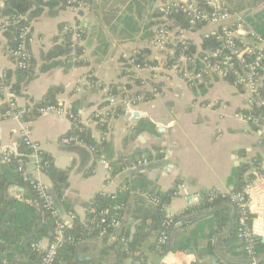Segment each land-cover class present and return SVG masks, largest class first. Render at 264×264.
I'll use <instances>...</instances> for the list:
<instances>
[{
  "label": "crops",
  "instance_id": "obj_1",
  "mask_svg": "<svg viewBox=\"0 0 264 264\" xmlns=\"http://www.w3.org/2000/svg\"><path fill=\"white\" fill-rule=\"evenodd\" d=\"M88 2V6L81 9L62 2L53 8L38 7L39 13L30 19L33 62L29 73L20 78L18 92L13 89L18 81L15 60L6 51L9 40L7 35L0 33V71L13 73L7 88L0 89V108L11 103L18 107L42 104L50 89L58 88L54 100L87 124L92 137L100 144V152H93L81 144L60 143L74 126L68 113L33 114L25 122L0 121V159L5 153L16 155L21 151L24 129L29 126L33 139L53 158L54 164L70 170L65 196L81 221L87 216L85 204L100 193L118 192L127 178H133L134 169L113 173L120 157L147 160L138 168L144 172L148 187L159 192L174 191L165 208L167 217L170 215L168 218L180 217L171 232L173 240L178 233L199 224L208 235L217 219L216 208L222 209L228 219L223 230L211 238V254L203 251L208 243L205 237L190 251L158 252L151 246L157 236L154 231L144 244L143 260L148 264H225L224 261L249 264L240 240L229 241L237 215L234 205L221 202L216 208L196 210L188 206L184 191L179 190V185L185 184L190 191L226 193L235 189L238 179L233 178V172L241 165H249L245 180L254 171L263 169L264 119L259 123L243 117L249 109L248 88L220 76H209L197 84H190L173 66V61L165 65L166 54L151 48L155 0H145L146 7L140 16L135 11L129 12L128 2L115 7L112 6L114 0ZM127 15L131 16L128 20L131 26L124 20ZM134 24L139 30L132 28ZM66 27L73 32V41L78 38L82 48L80 60L84 65H75L64 56L57 60L46 55L64 39ZM187 36L197 46L202 43L199 34ZM145 48L159 64L157 68L135 71L127 67L124 53ZM113 85L130 86L127 105L122 103L120 95H115L114 107L119 104L124 107L117 115L115 109L113 113L108 112ZM146 91L153 97L145 100ZM24 149L28 150L26 146ZM33 159L29 156L28 169L35 178L51 187L49 176L35 170ZM14 194L21 196L18 189ZM144 199L149 203L143 193L133 191L128 200L130 211L142 207ZM253 210L255 235L264 242V193L258 189L254 192ZM129 216L126 214L125 222ZM63 218L72 221L66 212ZM137 225V221L130 222L132 232ZM117 235L114 231L85 240L79 245L84 244L83 249L77 248L76 258L86 261L79 257H91L87 259L91 260L100 257L106 249L104 262L113 261L115 253L111 249ZM50 241L48 237L41 240L40 248L45 249ZM260 256L262 259L264 252ZM124 264L141 262L126 258Z\"/></svg>",
  "mask_w": 264,
  "mask_h": 264
},
{
  "label": "trees",
  "instance_id": "obj_2",
  "mask_svg": "<svg viewBox=\"0 0 264 264\" xmlns=\"http://www.w3.org/2000/svg\"><path fill=\"white\" fill-rule=\"evenodd\" d=\"M89 0H87L88 2ZM229 3L230 10L232 12H241L247 23V26L264 38V8L252 15L249 11H244L246 8L247 0H239L240 3H237L234 0H227ZM68 4V0H7L5 2L4 14L10 16H19L27 15L29 19L36 16L39 13L38 7H55L60 3ZM128 2L129 12L132 13L135 11L139 16L142 14L144 8L146 7L145 0H114L112 6L115 7L119 4H126ZM89 4V2H88ZM116 9V8H115ZM112 11V9H111ZM129 13V14H130ZM152 17H159L157 8L153 9ZM171 17L176 19V21L183 26L184 28H190L189 20L187 16L182 13H172ZM125 22L127 25H132L131 22L128 23V20H131V16L127 15L125 17ZM23 19H18V22L11 26L9 29L4 31L3 34L7 35L9 43L8 46L13 47L16 43L17 38V27L23 25ZM156 21H153L155 25ZM134 30H139L138 27L134 24ZM72 31H66L64 34V39L56 43V45L48 51L46 54L49 59L59 58L64 56L66 59H71L73 57L72 52L76 50L77 55L82 54V48L78 45L74 46V41L72 39ZM154 34V32H153ZM220 43L213 38H204L201 44V47L204 49L215 48L219 46ZM197 51V46L192 41L187 45L179 43L175 47V57L177 58L183 52L190 54ZM150 54L149 49H139L138 50V60L143 62L148 61L150 65H157L156 61L150 60L146 55ZM14 59V57H12ZM174 61L173 58L167 59L165 65L171 64ZM33 59L31 61L32 65ZM56 64L60 62L56 61ZM75 65H84L85 62L82 60L74 61ZM71 65V64H67ZM200 65V64H199ZM31 67V66H30ZM30 67L28 69L16 68L15 74L18 81L13 85V89L18 92L20 88V78H23L27 73H29ZM9 76L12 78L13 73L9 72ZM233 81L231 78L229 79ZM139 84L140 81L136 80ZM130 89L129 85L126 86H111L112 95H120L122 98H125L128 90ZM58 88H51L47 95V100H45L41 105L46 104H56L54 100V95L58 91ZM141 94V93H140ZM153 97L151 92L146 91L144 93V99H150ZM6 107H3L5 109ZM115 115L124 110L122 104L114 107ZM250 113H255L259 115L260 113L264 114V107L255 108ZM32 114L26 115L25 118H30ZM110 117L109 115L107 118ZM80 127H83L80 129ZM68 135H79L80 138L84 139L85 143L88 146L95 147L97 152H100V144L92 137L88 127L82 126L78 121H74V126L72 130L67 133ZM24 144L21 145L22 155L26 156L28 150L24 149ZM43 160L47 162V167L45 173L49 176L51 180V187H49V192L53 197V205L57 208L63 209L65 212H74L72 205L65 196L66 190L69 186V169H61L54 164L53 158L46 152H43ZM142 159L120 157L118 159L119 166L114 167L113 173L117 174L118 172L124 170L133 163H137ZM257 165V164H255ZM248 164H243L241 167L237 168L233 172V178L238 179V183L235 186V189H241L245 182V174L248 172ZM261 171H264L261 169ZM132 179L127 178L126 184L130 185V190L119 191L116 194H98L91 202L85 204L87 208V216L84 221H81L78 216L75 214V217L69 228L66 229V234L74 236L77 238H83L85 240L90 239L91 237L98 234H108L116 231L118 233L117 240L112 244V251L115 253V259L113 261L104 262V255L107 254V250L102 251L100 257L93 258L91 260L79 261L76 258V250L79 247V244L76 242H66L64 246L60 249L59 255L57 257L55 264H124V259L133 258L138 260L141 264H148L143 260V247L147 239L153 234L154 231H157L156 240L151 245L158 252H165L167 250L171 251H190L191 249L200 245V240L203 237L208 239L207 246L203 249L205 253L211 254L213 252V246L211 243V238L223 230L225 227V222L227 221V214L220 209L217 210V206L221 202H227L221 196H218L213 202H208L206 200L203 203L196 207L197 209L201 208H210L215 207V224H212L211 230L208 235L202 231V227L199 224L194 229H187L184 232H180L175 235V239L171 238V232L173 231L174 224L179 221V216L168 218L166 215V206L171 201V196L174 191L169 192H159L150 189L148 182L145 178V174L140 168H135L133 170ZM251 177V175H248ZM13 189V190H11ZM20 191L21 196H16L14 191ZM133 191L148 193L150 198L158 197L160 203L158 205H153L150 202H143L142 207L131 210L128 208V200ZM206 193V192H205ZM119 203H124L125 208L119 211V216L121 222L118 227H109L107 233H103V224H100V219L102 213L106 209H110L108 215H113L116 211L113 210V207ZM194 208V209H196ZM196 209V210H197ZM126 214H129L128 220L125 222L124 218ZM166 220H172V224L167 229L168 233V242L167 244L160 245L158 248L159 236L164 230L163 223ZM137 221L138 225L136 231L132 232L130 227V222ZM125 222V223H124ZM58 223V217L55 216L51 210H48L45 207L44 199L40 197L37 191L30 185L25 182L23 176L18 171L17 159L12 158L9 161H5L2 158L0 159V264H40L44 249L37 247V244L48 237L50 240L53 239L55 230ZM238 240L237 238V215L235 217L234 223L232 224L229 241L233 242ZM256 249L257 252H264V242L261 239L256 240ZM239 253V252H238ZM103 257V258H102ZM264 263V257L262 258ZM192 264H201L199 262H193Z\"/></svg>",
  "mask_w": 264,
  "mask_h": 264
},
{
  "label": "built area",
  "instance_id": "obj_3",
  "mask_svg": "<svg viewBox=\"0 0 264 264\" xmlns=\"http://www.w3.org/2000/svg\"><path fill=\"white\" fill-rule=\"evenodd\" d=\"M6 1L0 0V33H4V31L15 25L18 19H23V25L17 27L18 34L15 45L13 47L8 46L6 51L9 56L14 57L16 68L28 69L33 59L30 49L33 41L30 19L27 15L10 16L4 14L3 10ZM68 5L81 9L86 8L88 2L87 0H68ZM156 8L159 17L154 18L156 23L153 27L154 34L151 39V48L156 52L165 53L166 60L170 57L173 58V66L190 84H197L209 76H220L227 80L231 78L233 83L248 88L247 105L249 109L243 113V117L251 122L260 123L264 119V114L260 113L257 115L250 112L255 108L264 107V38L247 26L243 14L241 12H232L227 0H159ZM174 12H182L187 16L190 24L189 29L184 28L176 19L171 17V14ZM65 30L71 29H67L66 27ZM188 34H199L202 41L204 38H213L220 45L215 48L204 49L201 47L202 43L197 46L193 39L187 36ZM77 39L74 40V46H79ZM191 41L196 44L197 51L190 54L183 52L176 58L175 47L179 43H182L187 48V45ZM137 54L138 51L129 54L124 53L123 55L125 64L130 69L142 71L157 68L159 65H150L146 61L147 59L141 62L138 60ZM72 55L73 57L69 59V62L73 63L81 59V55H77L76 50L72 52ZM146 56L152 60L149 55ZM10 81L9 72L1 70L0 89H6ZM128 102L129 98H123V104L127 105ZM109 103L108 112L113 113L117 97L111 94L109 96ZM32 113L41 115L48 113L65 115L68 113L73 121H78L82 126L87 127V124H83L74 113L68 112L59 104H38L18 107L11 103L5 109L0 108V121L15 119L25 122V116ZM82 128L80 127V129ZM23 143L28 149L26 156H23L20 152L16 155L5 153L3 159L5 161H9L12 158L17 159L18 171L23 176L24 181L32 185L40 197L44 199L45 207L58 217L54 237L44 249L45 252L40 263L55 264L60 249L66 242H76L80 245L85 239H76L74 236L66 234L65 231L70 227L75 214L73 212H66L72 221L67 222L64 220L65 211L53 205V197L49 192V187L35 178L32 171L27 167L29 163L28 158L31 155L34 157L35 170L45 172L47 167V162L43 160L44 151L41 150L40 144L33 139L29 126L24 129ZM60 143L63 145L81 144L88 147L91 151L97 152L95 147L88 146L79 135L66 134L60 139ZM102 160L106 162L104 159ZM144 162H147V160H139L127 168L135 169L140 167ZM262 168L264 169V166ZM180 189L184 191L183 195L188 206L192 208L199 207L204 200L213 202L218 196L234 205L237 211V238L242 243V247L249 259V264H264L256 249V240L258 238L255 235L253 226L254 192L258 189L264 193V171H254L251 177L246 178L241 189H233L226 193L217 190H209L206 193L190 191L185 184H180ZM127 190H130V185L123 183L119 191ZM144 195L149 199L151 204L158 205L160 203L158 197L150 198L148 193H144ZM125 207L124 203L115 205L113 210L116 212L113 215H108L110 209L104 210L100 219V224H103V233H107L109 227L115 228L119 226L121 222L119 211ZM171 224L172 220L164 221V230H162L159 236L158 248L160 245L167 244V229ZM37 247L40 248V242L37 244ZM224 263L230 264L226 261Z\"/></svg>",
  "mask_w": 264,
  "mask_h": 264
},
{
  "label": "rangeland",
  "instance_id": "obj_4",
  "mask_svg": "<svg viewBox=\"0 0 264 264\" xmlns=\"http://www.w3.org/2000/svg\"><path fill=\"white\" fill-rule=\"evenodd\" d=\"M157 5L159 0H155ZM237 3H240L239 0H234ZM242 1V0H241ZM264 8V0H247L246 1V8L243 9L244 11H249L252 15L256 14L257 12L261 11Z\"/></svg>",
  "mask_w": 264,
  "mask_h": 264
},
{
  "label": "water",
  "instance_id": "obj_5",
  "mask_svg": "<svg viewBox=\"0 0 264 264\" xmlns=\"http://www.w3.org/2000/svg\"><path fill=\"white\" fill-rule=\"evenodd\" d=\"M134 115H138V113L137 112H134ZM11 190H13V189H11ZM170 215H168V217H169ZM83 247H84V244H82L80 247H78V249L79 250H82L83 249ZM91 257H79V259L80 260H87V259H90Z\"/></svg>",
  "mask_w": 264,
  "mask_h": 264
}]
</instances>
